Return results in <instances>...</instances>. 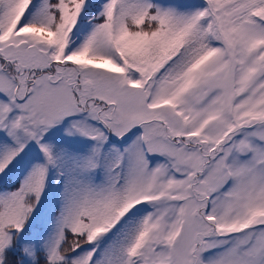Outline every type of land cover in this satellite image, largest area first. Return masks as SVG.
Wrapping results in <instances>:
<instances>
[{
	"label": "snow or ice",
	"instance_id": "6c2138e0",
	"mask_svg": "<svg viewBox=\"0 0 264 264\" xmlns=\"http://www.w3.org/2000/svg\"><path fill=\"white\" fill-rule=\"evenodd\" d=\"M0 264H264V0H0Z\"/></svg>",
	"mask_w": 264,
	"mask_h": 264
}]
</instances>
